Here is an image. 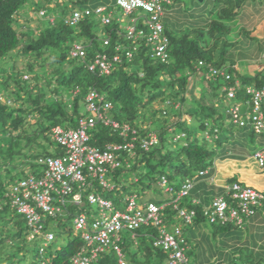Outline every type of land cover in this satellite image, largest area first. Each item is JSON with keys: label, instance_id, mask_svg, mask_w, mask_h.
Masks as SVG:
<instances>
[{"label": "trees", "instance_id": "1", "mask_svg": "<svg viewBox=\"0 0 264 264\" xmlns=\"http://www.w3.org/2000/svg\"><path fill=\"white\" fill-rule=\"evenodd\" d=\"M31 1L33 0H0V62L4 61L1 62L3 65H0V167L9 175L0 178V264H27L28 260L30 264H72L70 259L81 248L82 240L79 232L75 233L72 224L69 228H66V225L68 221L71 223L72 217L82 214L88 217V226L95 221L92 217L89 219V215L93 214L90 210L92 205L86 202L89 194L105 195L101 197L111 200L113 206L118 209L126 205L125 199L130 196H135L139 204L150 202L157 207L163 206L158 213L161 224H151L133 232V240L138 236L150 239V245L142 246V259L132 253L119 232L120 241L117 245L126 264H155L153 259L156 258L163 259L162 263H166L168 253L158 246L155 247L153 242L159 235L161 225L170 220L178 222L174 224L173 232L162 229L180 241V246L185 247V256L189 240L195 238L190 227H196V230L209 224L214 228L211 234L213 237L217 234L225 238L232 230L241 228L246 220L255 219L264 223L258 216L264 208L263 192L255 190L263 199L255 204L246 203L249 212L243 213L240 200L232 197V187L248 186H243L233 176L228 177L220 186L211 179L216 163L227 154L225 147L221 148L227 136H220V133L227 129L224 128L216 103L219 98L227 99V89L234 87L235 99L240 100V104L245 105L246 110L251 113V97L246 93V89L251 86L259 88L264 84V74L246 77L239 75L231 67L225 68L226 65L233 64L231 53L236 49L235 43L229 42L226 35L230 33V23L234 20L237 19L245 25L250 16L255 18L261 15L264 12L262 0H214L209 12L210 17L199 22L197 28H189L182 34L172 33L161 22L163 13L160 22L163 27L162 35L168 40L166 61H161L153 55L152 44L145 39H126L128 26L125 30L122 29V19L112 16L111 7L116 5V0L114 4L105 2L93 6H87L89 0H69L74 8L68 16L54 17L55 23L49 22L51 17L41 7L36 12H44L41 18L47 19L45 25L37 30H24L25 25H22V22L28 19L21 18V9ZM43 1L57 10L59 5L56 2H63ZM97 6H104L106 12L111 13L108 24L104 25L98 21L97 15H83L85 10ZM75 12L82 14L81 19L75 27L69 26L66 19ZM144 14L146 20L147 14ZM94 16H97V20ZM123 16L127 15L122 14ZM132 25L136 28L146 27L145 23H139L138 19ZM98 26L102 28L101 37L96 35ZM104 41H107L106 45ZM74 45L82 46L83 57L70 56ZM127 51L132 52L130 58L125 56ZM97 55H106L109 59L119 55L120 60L114 64L109 75H99L98 71L91 72L87 68ZM199 62H202L203 66L198 71ZM211 67L217 71L224 70L230 79L225 80L224 77L213 74L209 70ZM196 72L204 75L206 90L199 91L194 97L190 87H193L191 79ZM41 85L44 90L38 87ZM90 92H95L104 102H110L111 109L106 112V116L110 118L111 114L110 119L128 124L136 131V141L130 151L114 152L117 164L114 167L107 165L102 178L109 187H101L98 177L88 178L85 189L80 191L82 201L79 206L71 203L68 197L62 206V213L51 216L39 211V234L51 232V222L56 221V225L67 235L63 244L50 249L54 245L51 243L48 248H41L42 237L37 235V238L27 240V234L33 228L11 209L8 185L13 183V177L9 174V168L11 165L15 166L18 161L30 164L34 159L62 156L63 149L55 155L35 153L30 149H34L32 143H38V137L51 143L49 136H52L51 129L55 126H60L63 130L74 129L78 120L83 118L79 113L81 103L89 116L86 96ZM69 94H72L71 97H68ZM183 116L187 118L182 119ZM209 122L213 124L212 133H205V137L201 138L199 132H206L205 128ZM246 123L244 127H240L234 124L230 117L228 126L249 130L251 125L248 120ZM88 133L89 144L100 150L129 141L100 123ZM148 133L155 134L156 142L147 150H143L140 144L145 139L149 140ZM260 136L264 137V134ZM53 142L59 147L54 139ZM172 143L181 144L173 150L170 147ZM261 147H264V138ZM33 166L35 168L29 175L41 178L44 165ZM256 168L264 170V165L259 166L256 163ZM202 172L206 173L200 175ZM162 178L165 183L160 185ZM186 180L192 183V188L186 196L174 203L176 194ZM197 185L206 186L208 190L200 193L196 190ZM166 188H169L170 192L166 191ZM154 189L165 196V201H137L138 193L143 194ZM193 192H197L198 197H195ZM219 198L226 204L224 216L227 220L224 222L217 218L213 207L214 200ZM231 209L236 210L237 217L230 220ZM179 210L194 213L191 223H187L180 216ZM211 218L214 220L210 221ZM60 232L62 231L60 230L59 234ZM184 232H188L190 239ZM53 235L52 242L56 239L55 234ZM134 243L138 245L137 240ZM214 252H210L211 262L202 260L198 264L257 263H252V260L248 259L249 255L245 258L235 255L229 257L226 252L223 255L220 252L219 257ZM125 255L130 260L127 261ZM117 262L115 251L106 249L104 252H98L91 264H118Z\"/></svg>", "mask_w": 264, "mask_h": 264}, {"label": "built area", "instance_id": "2", "mask_svg": "<svg viewBox=\"0 0 264 264\" xmlns=\"http://www.w3.org/2000/svg\"><path fill=\"white\" fill-rule=\"evenodd\" d=\"M171 0H117L116 5L123 11L124 15H130L135 10H140L147 14L144 28H136L128 26L126 28V39L136 40L145 39L152 44L153 55L159 57L161 61H166V47L168 40L162 35L163 27L160 22V17L164 13L165 6L170 5ZM106 9L99 7L94 11L89 9L83 12V15L91 14L101 15ZM44 12H39L43 16ZM81 13L75 12L66 19V23L70 26H75L81 19ZM53 22V19H50ZM110 22V14L101 15V23L106 25ZM132 23L135 20H131ZM107 44V41H104ZM72 57H83L84 50L80 45H74L70 52ZM132 52L127 51L125 56L130 58ZM119 55H114L109 59L106 55H97L92 63H89L87 68L91 72L98 71L99 75H109L115 63L119 62ZM203 66L202 62L198 63V68ZM213 74H218L224 77L225 80L230 79L228 74L223 70L217 71L212 67L209 69ZM219 72V73H218ZM246 93L251 97L252 110L248 121L251 129L255 134H264V84L259 88L248 87ZM99 99V101H95ZM227 99H235L234 87L227 89ZM86 109L90 113L89 116L79 119L77 126L74 129L63 130L60 127L53 129L54 140L64 149V154L57 158L48 157L39 159L38 164L44 165L42 177L30 176L23 181H20L14 186L10 192L11 207L18 213H22L28 218L30 224L39 220L37 211L41 210L48 215L60 213V208L65 204L66 198L70 197V202L74 205L81 204L82 197L80 191L85 187L88 178H99L101 187H109L102 179L106 172V166H116L114 152L120 150L130 151L134 147L136 141V131L126 123H119L106 116V112L111 109L109 102H104L103 98L99 97L95 92H90L86 96ZM228 113L234 124L244 127L247 121L240 115L239 106L236 105L228 109ZM102 124L118 133L123 139H129L123 145L107 146L106 150H100L88 145V132L97 124ZM149 140H143L140 144L143 150H147L150 145L156 142L155 134H148ZM253 159L259 166L264 165V147L257 150L253 154ZM202 172L201 174H205ZM165 180L162 178L161 184ZM192 188V183L186 180L181 189L176 194L174 203L180 198L186 196ZM166 191L170 192L169 188ZM232 197L241 202L243 213L249 212L246 203L255 204L263 197L254 189L249 187L240 188L238 185L232 187ZM86 201L90 205H97L102 212V217L87 226L84 215H79L75 218L76 230H85L82 232V238L85 246L72 258L73 264H91L97 257L98 252H104L106 249L115 251L118 257V264H124L121 251L117 243V236L120 230L133 231L143 226L151 224L159 225V210L163 208L157 207L154 204H148L143 208H139L133 199L128 201L124 212L114 210L109 201H106L98 196L90 194ZM215 215L223 222L226 221L224 210L226 204L223 199L214 200L213 203ZM104 211L112 213L111 216H105ZM229 219L237 217L235 209L229 211ZM207 213V212H206ZM187 223H191L193 212L179 210ZM211 218L210 221H213ZM241 220H238L240 223ZM88 227V228H87ZM178 233V231H176ZM182 241V240H181ZM153 245L160 247L164 252L168 253L166 263L162 264H188V260L184 254L183 247L180 246V241L172 235L167 234L164 230H159V235L154 239Z\"/></svg>", "mask_w": 264, "mask_h": 264}, {"label": "rangeland", "instance_id": "3", "mask_svg": "<svg viewBox=\"0 0 264 264\" xmlns=\"http://www.w3.org/2000/svg\"><path fill=\"white\" fill-rule=\"evenodd\" d=\"M56 1V0H55ZM54 0H51V2H55ZM105 2H109V4H114L115 0H89L87 1V6H93V5H99L104 4ZM262 3H264V0H262ZM59 5L58 10L54 9V6L46 5L45 1L41 0H33L31 3H28L26 6H24L21 9V18L28 20H24L22 22V25H25L24 30L28 29H38L39 27L42 28L45 23L47 22L46 18L39 17L38 13L36 12L37 9L43 8L46 10V14L50 17H62V16H68L72 8L74 6L69 3V0H63L62 4L57 3ZM214 4V0H172L171 4L164 8V17L161 19V22L172 32V33H179L182 34L189 28H197V24L199 22L205 21L210 17L209 12L212 9ZM79 6V5H78ZM32 10H35L32 11ZM61 10H64L62 12ZM112 10V16L114 18L120 17L122 19V29L125 30L127 26L132 25L131 20L138 19V22L141 24L145 23V14L142 11L135 10V12L131 15L123 16V11L117 6L113 5L111 7ZM34 12V13H32ZM56 13V14H55ZM112 17V18H113ZM95 20H97V16L93 17ZM100 18V17H99ZM100 21V19H98ZM259 23L261 25H264V18H259ZM231 29L230 33L226 35L229 42L235 43L236 49L234 50L232 54L234 62L242 63L241 65L244 66V63L246 60H251L252 58H255V56H260L261 54H264V47L263 42L264 40H260V38L256 37L253 39L248 38V36H251V32L248 33V27H243L244 25L240 23L239 20H234L230 23ZM19 26V25H18ZM244 30H240V29ZM263 29V28H262ZM263 31V30H262ZM261 32V31H259ZM253 35H257V31L255 30L252 32ZM96 35L98 37H101L102 35V28L101 26H98L96 28ZM262 42V43H261ZM262 44V45H259ZM232 50V49H229ZM231 51H229L230 53ZM241 60V61H240ZM245 60V61H242ZM4 62V61H1ZM0 62V65H3V63ZM51 66V65H49ZM48 67V66H47ZM239 75L243 74L241 69L237 70ZM248 77V76H247ZM192 82L193 87L191 85L190 89H192L193 96H197L199 91L206 90L205 84V77L201 72H196V74L192 75ZM41 90H44V86H38ZM72 94H69L68 97H71ZM218 103L216 105L218 106V111L221 113V120L224 123V132L220 133L221 135H226L227 139L223 140V145L221 148L225 147L227 150V154L224 156L226 160H236L233 159L230 156H235L236 152H240L244 155H252L254 151H257L261 149L262 147V139L263 136H260L259 134H255L251 128L248 130L247 128L240 129L236 126H228L230 124V116H228L229 113H227V110L238 105L240 109L241 116L247 121L248 117L250 116V112L246 110L245 105L240 104V100L233 99L229 100L226 98H219ZM158 106V105H157ZM80 115L86 117L88 114L85 112L84 106L81 103L79 105ZM109 117L111 118V114H109ZM186 116H183L182 119H186ZM212 123L206 125L205 131L199 132L201 138L205 137V133H212ZM178 131V130H177ZM41 136V135H40ZM213 136V135H212ZM49 138L50 142L43 141L41 137H38V143H32L34 149H30L32 152H40V153H47L50 155H55L58 151H62L61 148L58 147V145L53 142L52 136L50 135ZM181 143H172V146H170L173 150L176 149ZM220 146H218L219 148ZM220 150V148H219ZM175 152V151H174ZM176 154L174 153V156ZM222 161V160H219ZM36 160H32V163L25 164L21 162H16L15 166H10L9 168V174L13 177V182H16L25 176H28L32 173L33 169L35 168L33 165H35ZM249 166V174H245L247 177H241L238 174H234L233 177L237 179V181L241 182L243 186H248L253 188L254 190H257L259 192L264 193V170L256 168V166L253 164L252 161L248 163ZM214 168V167H213ZM215 170H213L214 172ZM169 172H171L169 170ZM172 173V172H171ZM8 177V173L4 172L2 167H0V178H6ZM241 178V179H240ZM182 183H180L181 185ZM85 187L82 189L84 190ZM137 191V189H136ZM139 192V190L137 191ZM100 194V193H99ZM101 196L105 197V195L101 194ZM163 197V198H162ZM165 196L163 194H159V192L154 189L151 191H146L143 194L138 193L137 201H148L150 199H153L155 202L158 200H164ZM94 215L99 218L100 213L98 211V208L96 206H91L90 209ZM123 210V208L121 209ZM264 210V208H263ZM261 210L258 214L260 216V219H263L264 222V211ZM107 214H110L109 212H106ZM178 223L176 220H170L168 222H164L161 227L165 229L167 232H173L174 224ZM71 227L70 221L67 222L66 228ZM196 227H190L189 229H193V234L195 235L194 239H190L188 237V232H184L185 235L190 239L188 242V249L186 250V256L188 257L190 264H198L201 263L202 260H205L207 262H211L212 257L210 255V252L215 251L217 256L221 257V255L226 252L229 257L232 255H235L236 257L241 256L242 258H245V256L249 255V260H252V263L257 262L256 264H264V223H260V221H256L255 219H252L250 221H245L243 226L241 228L232 230L228 235H226L225 238H221L217 234L214 235V237L211 235L214 228L210 226L209 224L203 225V227H200L195 230ZM61 234H59V231ZM50 231L55 234L56 239L53 242L54 245H50V249L54 248L55 246H59L63 244L66 239L67 235L66 232H64L59 226L56 225V221L51 222V228ZM64 232V233H63ZM201 233V236H198L197 233ZM120 236L128 243L129 249L132 251V253L137 254L138 259H142V250L144 245H150V239L147 237H136L135 240H133V235L122 230L120 232ZM135 244L134 242H136ZM210 240V243H209ZM200 244V246H199ZM211 245V246H209ZM139 246V247H138ZM143 246V247H142ZM211 247V249H209ZM48 248V246H46ZM138 248H140V251H138ZM207 250V251H206ZM217 250V251H216ZM138 251V252H137ZM214 252V253H215ZM221 252V255H220ZM241 252V253H240ZM126 260H130L127 255ZM210 256V257H209ZM163 259H153L155 264H161ZM27 264H30V260L26 262ZM250 264V263H249Z\"/></svg>", "mask_w": 264, "mask_h": 264}, {"label": "crops", "instance_id": "4", "mask_svg": "<svg viewBox=\"0 0 264 264\" xmlns=\"http://www.w3.org/2000/svg\"><path fill=\"white\" fill-rule=\"evenodd\" d=\"M261 17L264 18V12L259 15V16H256L255 18L250 16L249 19H246V23L244 25L245 28L248 27V33L251 34V36H248V38L250 39H253V38H260V40H264V25H261L259 23V18ZM263 28V29H262ZM257 31V35H253L252 32L254 31ZM263 30V31H262ZM261 31V32H259ZM253 37V38H251ZM263 42V47H264V41ZM261 42V43H262ZM259 45H262V44H259ZM235 60L232 59V63L231 65H226V69L228 68H232L234 69L236 72L237 70L241 69L242 73L243 74H240V75H244V76H248V77H253L255 76L256 74H259L261 73L262 75L264 74V54H261L260 56H255V58H252L251 60H246V62L244 63V66L241 65L242 63H239V62H234ZM241 61V60H240ZM242 61H245V60H242ZM256 151H254L252 153V155H244L240 152H236V155L237 157L235 156H232L233 159H236V160H226L225 158L222 159V161H218L216 163V169L213 173V175L211 176V179L214 180V183L217 184L218 186L222 185V183H224V181H226V179L228 177H231L233 176L235 173L238 174L239 173V176L241 177H247L246 175L249 174V166H248V163L250 161L253 162V164L256 166V162L255 160L253 159V154L255 153ZM231 157V156H230ZM246 174V175H245ZM241 179V178H240ZM198 189V191L200 193H202L203 191H206L208 190V188L206 186H200V185H197L196 186V190ZM204 193V192H203ZM193 195L195 197H198V194L197 192H193ZM195 199V198H193ZM264 211V210H263Z\"/></svg>", "mask_w": 264, "mask_h": 264}, {"label": "clouds", "instance_id": "5", "mask_svg": "<svg viewBox=\"0 0 264 264\" xmlns=\"http://www.w3.org/2000/svg\"><path fill=\"white\" fill-rule=\"evenodd\" d=\"M116 2H117V0H116ZM115 2V3H116ZM171 4V3H170ZM99 7H104V6H97V7H95V8H93V9H89V10H91V11H94V10H96L97 8H99ZM105 8V7H104ZM106 9V8H105ZM41 12V11H40ZM43 12V11H42ZM107 14H110V16H111V13L110 12H104V13H102L101 15H107ZM38 15H39V13H38ZM92 15H96V14H92ZM101 15H97L98 17H100L99 19H100V22H101ZM39 17H42V16H40L39 15ZM50 19H53V22H51V23H55V19L56 18H54V17H51V18H49L48 20H49V22H50ZM70 26V25H69ZM75 27V26H74ZM81 46V45H80ZM71 56V55H70ZM168 56V55H167ZM72 57V56H71ZM199 69L200 68H198V71H199ZM224 71V70H223ZM225 72V71H224ZM229 75V74H228ZM110 103V102H109ZM168 104V103H167ZM85 118V117H84ZM55 127H60V126H55ZM55 127H53L52 129H51V134H52V137H53V129L55 128ZM61 128V127H60ZM95 128V127H94ZM69 130V129H68ZM148 134H153V133H148ZM88 137H89V133H88ZM54 139V138H53ZM55 141V140H54ZM56 142V141H55ZM88 145L89 146H91L90 144H89V140H88ZM59 147L61 148V149H63L60 145H59ZM91 147H94V146H91ZM96 148V147H95ZM64 150V149H63ZM38 160L39 159H37L36 160V162H35V164L37 165L38 164ZM39 165V164H38ZM30 176H33V175H28V176H25L24 178H22V179H20V180H18V181H16V182H13V183H10L8 186V189H9V191L11 192V190H12V188L14 187V186H16L20 181H23V180H25L26 178H28V177H30ZM105 189V188H104ZM90 195V194H89ZM94 195V194H93ZM9 196H10V194H9ZM95 196H98L99 198H102V199H104V200H106V201H109L110 203H111V205L113 206V203L111 202V200H107L106 198H103V197H101L100 195H95ZM11 198V197H10ZM130 199H133L134 201H135V203H136V205L139 207V208H143V207H145L146 205H148V204H152V203H150V202H148V203H143V204H139V203H137L136 202V197L135 196H130V197H127L126 199H125V201H126V205L123 207V210H121V209H118V208H116V207H114L113 206V208H114V210H117V211H121V212H124L125 211V208H126V206H127V204H128V201L130 200ZM87 202V201H86ZM10 203H11V200H10ZM87 204H88V202H87ZM80 205V204H79ZM78 205V206H79ZM88 205H90V204H88ZM93 205H95V204H93ZM92 205V206H93ZM96 206V205H95ZM97 208H98V211H99V213H100V217L99 218H97V217H93V216H95L94 215V213L93 214H90L89 216V219L92 217V218H94V220L96 221V220H99V219H101V217H102V212L100 211V209H99V207L98 206H96ZM11 209L15 212V214H17V215H19V216H21L23 219H25L26 220V223L28 224V226H30V227H32L33 229H31L30 231H29V233L27 234V240H33V239H35V238H37L36 236L37 235H39V236H41L42 237V243H41V248H44V247H46V246H49L51 243H53L52 241H53V239H54V235L51 233V232H48V233H42V234H39L40 233V230H41V225H39V221H40V213H39V211L40 210H38L37 211V215L39 216V220L37 221V222H35V223H32V224H30L29 222H28V218H26V216L24 215V214H22V213H18L14 208H12L11 207ZM61 210H63V208L61 207L60 208V213H62V211ZM106 212H109V211H104L103 213L105 214V216H111L112 215V213H110V214H107ZM48 215V214H47ZM82 215H84V214H82ZM51 216H54V215H51ZM79 215H77V216H75V217H72V219H71V224H72V228L74 229V231H75V233H78L79 232V234H80V238H81V240H82V246H81V248L79 249V251L85 246V242H84V240H83V238H82V232L83 231H85V230H76V228H75V223H74V220H75V218H77ZM84 217L86 218V224H88V217L87 216H85L84 215ZM93 223V222H92ZM160 224H161V220H160ZM88 226V225H87ZM89 227V226H88ZM87 227V228H88ZM143 227H148V226H143ZM139 229V228H138ZM160 229H162V227L161 228H159V230ZM137 230V229H136ZM136 230H133V231H129V232H132V235L134 236V234H133V232L134 231H136ZM158 230V231H159ZM163 230V229H162ZM122 230H120L119 232H121ZM124 231H128V230H124ZM165 231V230H164ZM119 232H118V234H119ZM118 234H117V236H118ZM119 237V241H120V236H118ZM184 248L185 247H183V250H184ZM78 251V252H79ZM106 251V250H105ZM40 252H42V249H40ZM77 252V253H78ZM77 253L75 254V255H73L72 257H71V259H70V261H71V263H72V258L73 257H75L76 255H77ZM184 254H185V250H184ZM121 255H122V253H121ZM187 258V257H186ZM122 259H123V261H124V256L122 255ZM187 260H188V258H187ZM118 263V262H117ZM73 264V263H72ZM124 264H126V262L124 261ZM188 264H190L189 263V260H188Z\"/></svg>", "mask_w": 264, "mask_h": 264}, {"label": "bare ground", "instance_id": "6", "mask_svg": "<svg viewBox=\"0 0 264 264\" xmlns=\"http://www.w3.org/2000/svg\"><path fill=\"white\" fill-rule=\"evenodd\" d=\"M78 25V24H77ZM85 45V44H84Z\"/></svg>", "mask_w": 264, "mask_h": 264}]
</instances>
